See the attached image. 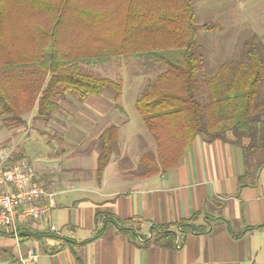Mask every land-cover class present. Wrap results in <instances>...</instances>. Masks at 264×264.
Listing matches in <instances>:
<instances>
[{"label": "trees", "instance_id": "1", "mask_svg": "<svg viewBox=\"0 0 264 264\" xmlns=\"http://www.w3.org/2000/svg\"><path fill=\"white\" fill-rule=\"evenodd\" d=\"M203 27L215 25L206 22ZM259 42L247 40L244 56L223 62L204 81L207 100L202 101L197 95L202 61L195 0H0V114H11L26 126L25 111L34 110V117L48 121L68 94L83 101L112 89L118 100L122 85L90 74L84 66L143 58L164 66L135 101L157 142L156 153L145 155L143 164L166 171L183 159L196 136L221 139L242 150L241 190L251 156L264 149V54ZM116 108L126 115L122 106ZM94 145L100 180L118 152V127H107ZM262 168L264 161L258 165ZM132 222L123 221L122 229H130L126 226ZM169 226L159 227L161 238L174 237L166 231Z\"/></svg>", "mask_w": 264, "mask_h": 264}, {"label": "crops", "instance_id": "2", "mask_svg": "<svg viewBox=\"0 0 264 264\" xmlns=\"http://www.w3.org/2000/svg\"><path fill=\"white\" fill-rule=\"evenodd\" d=\"M122 93L118 100L111 89L59 100L53 116L69 110L66 121L77 132L64 131L59 154L49 156L57 145H46L38 154L43 166L33 163L38 183L54 193L51 215L46 227L29 223L19 236L0 229V264H264V168L251 165L239 190L242 150L201 135L175 166L147 168L144 157L155 152L148 127L141 118L138 130L127 128L116 109ZM111 125L118 152L98 180V150L89 143ZM129 219L130 229H122ZM163 225L173 238H161Z\"/></svg>", "mask_w": 264, "mask_h": 264}, {"label": "rangeland", "instance_id": "3", "mask_svg": "<svg viewBox=\"0 0 264 264\" xmlns=\"http://www.w3.org/2000/svg\"><path fill=\"white\" fill-rule=\"evenodd\" d=\"M195 9L199 45L197 53L202 61L197 95L200 100L206 101L207 90L204 81L213 75L223 62L237 60L244 56L247 40H253L254 37L259 39L261 42L258 44L264 54V0H195ZM206 22L214 24L215 27L210 30L205 29L203 24ZM163 67L143 58H131L114 60L108 64L85 65L84 70L95 76L108 77L122 85L124 89L119 105L125 109L126 116L116 109L122 117L125 116L127 119L128 129L138 130L136 125L141 121V116L133 103L135 98L143 92L149 79H152V76L155 77ZM263 97L264 83L260 98ZM72 108L77 109L74 106ZM34 113V110L23 113V119L27 122L26 126L17 123L15 118H11V114L6 116L0 114V149L4 146H13L21 157L27 158L32 164L37 163V165L43 166L38 154L46 152L48 146L57 145L54 152L49 147V151H47L49 156H56L59 154L58 147L60 141L63 140L64 131L70 132L71 130L73 134L70 135H74L77 130L75 127L69 129L70 124L66 121V119H70L71 112L69 110L60 111L56 119L53 116L48 121L34 117ZM72 124L74 125L73 122ZM145 125L143 123V126ZM148 130H145L146 134L149 133L147 143L156 153L157 142L152 132ZM91 144L96 147L94 142H90L89 146ZM263 161L264 149L257 151L250 158L251 165Z\"/></svg>", "mask_w": 264, "mask_h": 264}, {"label": "built area", "instance_id": "4", "mask_svg": "<svg viewBox=\"0 0 264 264\" xmlns=\"http://www.w3.org/2000/svg\"><path fill=\"white\" fill-rule=\"evenodd\" d=\"M53 195L38 183L30 160L16 156L13 147L0 149V229L19 236L23 225L38 223L46 227L52 209L47 200ZM49 229L57 231V226L50 224Z\"/></svg>", "mask_w": 264, "mask_h": 264}]
</instances>
